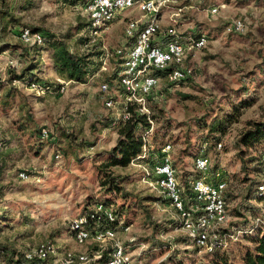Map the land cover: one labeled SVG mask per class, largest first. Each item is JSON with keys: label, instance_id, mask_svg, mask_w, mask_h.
<instances>
[{"label": "rangeland", "instance_id": "obj_1", "mask_svg": "<svg viewBox=\"0 0 264 264\" xmlns=\"http://www.w3.org/2000/svg\"><path fill=\"white\" fill-rule=\"evenodd\" d=\"M84 2L0 0V11L16 21L0 28V165L4 168L0 187H6L0 201V243L21 254L48 243L53 247L52 260L68 252L111 250V243L89 241L78 246L68 233L69 225L85 208L107 199L122 206L129 217L131 226L117 231V240L133 264H211L212 255L192 245L167 199L150 187L154 178L148 175L161 148L170 145L172 167L185 198L189 183L197 177L194 155L206 143L211 171H222L227 183L230 219L223 229L240 223L239 214L247 216L244 212L254 207L245 198L250 185L246 178L258 179L264 140L248 151L246 159L252 162L245 173L234 143L248 122H264V0H171L157 15L161 31L173 28L179 35H206L207 42L203 48L187 52L181 66L187 81L169 84L162 80L146 101L154 117L148 138L151 162L135 161L126 168L109 170L122 180L121 194H106L98 170L117 138L113 127L104 128L103 122L117 119L105 102L109 98L119 102L120 90L112 78L121 67L110 57L102 69L99 55L104 51L111 55L123 47L127 21L139 19L141 13L124 12L90 37L81 10ZM215 7L217 13L211 14ZM236 20L244 24L241 33L232 30ZM22 28L64 38L71 51L92 55L97 69L94 76L85 84L65 82L62 93L54 90L42 95L29 85L12 82L11 75L30 64L37 80L54 87L60 84L50 51L29 50L18 38ZM87 36L90 42L84 45ZM103 83H109L107 92L100 89ZM198 119L209 129L215 119L230 123L220 135L197 127L194 121ZM42 128L49 131V138L40 140ZM20 173L27 178H20ZM247 247L253 248L254 243L242 241L220 253L238 264Z\"/></svg>", "mask_w": 264, "mask_h": 264}, {"label": "built area", "instance_id": "obj_2", "mask_svg": "<svg viewBox=\"0 0 264 264\" xmlns=\"http://www.w3.org/2000/svg\"><path fill=\"white\" fill-rule=\"evenodd\" d=\"M169 1L171 0H85L82 5L81 10L87 18L90 37L100 34L124 12L137 10L141 13L139 19H130L126 23L124 29L126 44L114 50L111 55L108 51H104L101 59L102 69H105L110 57L119 61L121 67L115 80L120 90L119 102L111 98L105 102L106 108L115 111L117 119L128 120L129 105L137 107L139 114H147L146 101L159 87L160 82L165 80L169 84H177L184 81L186 73L181 66L187 52L199 50L207 42L206 35H201L195 40L189 39L188 42L182 43L179 42V34L173 28L160 30L157 15ZM217 11L215 7L210 10V13L216 14ZM231 27L236 33L244 30L241 20L234 21ZM18 38L28 47L44 45L42 35L27 28L20 30ZM10 65L15 68L12 62ZM155 71H167V74L164 78H160L153 75ZM58 82L60 86L57 90L62 93L68 83L60 80ZM29 86L38 95L46 93L37 83ZM100 89L107 92L109 83H103ZM116 105L120 107L116 108ZM152 128L151 124L149 130L142 136V151L136 161H143L149 156L148 138L152 134ZM40 136L41 139L49 138V131L42 128ZM217 146L218 149L222 148L221 143ZM170 149V145L161 148L160 162L152 166L151 174L148 175L154 178L150 187L160 191L167 199L171 208L177 213L179 221L181 220L182 229L187 238L199 249L211 251L217 246L219 233L230 219L225 200L227 183L223 173L220 170L211 171L207 157L195 158L193 165L198 177L189 183L188 194L184 198L172 167ZM55 157L59 156L55 155ZM19 177L27 178L25 173H20ZM256 194L257 199L252 203L264 213V153L261 157V177ZM93 209L98 215L93 224H88L86 217L78 216L69 225L68 233L74 243L78 246L89 241L98 245L111 243V253L105 264H133L131 255L117 240V231L121 223L114 225L115 219L111 209L101 204H96ZM91 217L94 218L93 215ZM239 235L240 232H234L230 239L236 240ZM52 252L53 247L50 244L42 243L35 250L23 253L24 262L30 264H98L103 254L101 251L93 254L68 252L61 259L52 260Z\"/></svg>", "mask_w": 264, "mask_h": 264}, {"label": "trees", "instance_id": "obj_3", "mask_svg": "<svg viewBox=\"0 0 264 264\" xmlns=\"http://www.w3.org/2000/svg\"><path fill=\"white\" fill-rule=\"evenodd\" d=\"M64 2L69 5H75L78 0H64ZM15 22L16 21L13 15L9 14L6 11H0L1 29H5L7 26L15 24ZM87 27L86 32L88 34ZM39 33L42 35L44 45L41 47L31 46L28 49H34V53L39 52L42 48L50 51L51 65L59 80H62L63 82L85 84L89 78L94 76V73L97 69L94 62L91 61L92 55H79L68 48L66 42L64 41V38L55 37L54 35L46 32ZM197 38V35L194 36L193 34H181L179 35L178 40L179 42L185 43L188 42L189 39L195 40ZM86 42H90V37L87 36V39L85 38L82 41L84 45L86 44ZM103 53H100L99 55L100 61L103 57ZM166 74L167 71H155L153 73L154 76L160 78H164ZM112 79L115 81L117 79V76H113ZM10 80H12V82L18 81L22 85L26 86L32 83H37L41 85L46 93H50L54 90L58 92L57 87L60 86L57 85V87H54L47 82H41L39 79L37 80L34 77V67L30 64L24 66L17 75L12 74ZM187 80L188 79H185L184 81ZM184 81H181L177 84H182ZM147 110V114H139L137 112V107L129 105L128 112L130 113V117L128 118V120L123 121L121 119H107L105 120V122H103L104 128L113 127L114 132L117 135L115 145L110 149L108 153L104 155V158H102V162L98 166V170L102 175L101 186L105 189L106 194L123 193L122 180L118 176L112 175L109 170L112 168H126L130 164L135 162L136 158L141 154L143 146L142 136L149 130L154 120L151 108L148 107ZM201 119L194 121L196 122V126L203 130L209 129L204 120ZM228 123H230L229 120L222 122L215 119L213 120L209 130L221 135L223 134V131L225 130V127ZM39 137L41 140L40 135ZM263 140L264 122H248L246 129L239 135L238 140L234 143V150L236 152L237 158L239 159V161H241V170L244 173L249 169L248 163L252 162L251 159H246L248 156V151L254 148L256 145H259ZM204 144L206 143H203L202 147L204 149H199L196 152V155H194L195 158L206 157ZM149 156L143 161L151 162ZM160 157L161 154L158 153L156 157L158 158V160L156 163L160 162ZM1 166L2 165H0V184L4 180V168ZM256 175L258 176V179L250 180L246 178V181L249 180L250 184L247 188L245 197L246 201H248L249 204H252V202L257 199L256 192L257 187L260 183L261 166L258 168ZM5 188L6 187H0V201L4 198L3 190H5ZM96 204H101L105 208L111 209L115 219L114 225L121 223L118 230L124 231L125 228L131 226L129 217L125 210H123V207H117L113 202H110L107 199L94 201L80 213L79 216L87 218L88 224H93L96 220L95 218L98 216L93 209ZM244 213H249V216H244L242 215V213H240V223H235L234 227L232 226L231 229H223L219 233L217 246L212 248L211 251H207L208 254L212 255L211 264H235L220 252L228 251L231 247L241 244L242 241H251L254 243V247L245 248V250L240 254L238 264H264V213H262V211L257 207H253V205H251L249 210H246ZM92 215L94 216V218L91 217ZM146 216L148 217V213H146ZM234 232H240V235L236 240L230 239L231 234H233ZM192 245L198 248L194 243H192ZM110 253L111 250L103 252V254L101 255V259L98 260V264H105L106 262H108ZM24 261L25 260L23 258V253L21 254L13 251L7 245L0 243V264H30Z\"/></svg>", "mask_w": 264, "mask_h": 264}]
</instances>
